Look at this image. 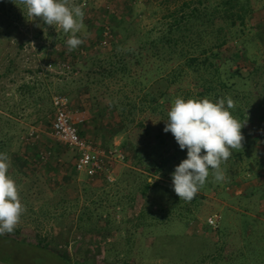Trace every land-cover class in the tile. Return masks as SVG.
Masks as SVG:
<instances>
[{"label": "trees", "instance_id": "trees-1", "mask_svg": "<svg viewBox=\"0 0 264 264\" xmlns=\"http://www.w3.org/2000/svg\"><path fill=\"white\" fill-rule=\"evenodd\" d=\"M13 9V0H0V38L3 33L11 30L12 22L15 20ZM253 15H257V11L251 0H181L172 11L168 12L166 22L161 23L159 30L152 29L138 34L134 48L120 52L116 50L114 44V49L112 48L109 54H104L103 58L96 55L88 60L86 70L82 72L85 79H79L76 91L86 88V91L92 94L91 103L94 105L92 107L94 111L91 109V117H101L103 109H108L109 113L118 116L121 130L116 134L122 135L123 139L120 149L133 160L120 176L122 179L120 181L126 185V188L121 186L118 191L121 193H124V189L127 191L117 198L116 206H120L121 211L127 204L133 206L135 202L141 203L150 193H167L172 187L171 173L175 166L186 158V149L179 148L171 132L163 131L167 113L177 97L208 98L212 101L218 99L226 101L230 98L233 107L229 111L239 122L244 123L241 129L243 136L241 148L231 149L232 154L221 164L227 178L217 182L214 179V172L210 171L206 182L199 189L200 192L215 193L218 188L229 185L236 176L243 173L249 175L255 172L257 177L261 172L264 173V164H260L256 159L250 161L248 156L253 143L258 142L252 133V130L258 127H255L256 123H253L252 119L264 124V106H261L262 103L264 104V66H257V63L250 59L251 53L248 54L254 44L247 41L249 35L247 33L251 31L250 28L248 30V20L253 23L251 20ZM119 23L124 26L127 21L123 18L118 21ZM42 26L46 27L47 24L43 21ZM1 55L0 52V81L15 71L8 55H5L4 59L9 65L2 70ZM248 59L252 63L250 71L240 64L241 60ZM29 75L33 77L34 73L29 72ZM83 79L84 84L81 83ZM117 81L123 82L124 85L117 90L118 99H114L113 92L109 90L112 84H117ZM158 84L162 90L157 93L152 92L153 85ZM31 85L26 83L14 91L20 98L19 101L14 100V93L0 90V98L3 97L0 99V153L8 156L9 175L18 187L23 212L28 211L34 216L36 229L34 232L38 233L41 231L39 228L41 224L37 218L57 220L58 217L69 216L68 211L62 206L71 201L62 198L52 206L46 193L49 188L47 180L54 179L53 171L60 166L59 162L52 160L63 150V145L57 143L51 147L53 154L51 150H46L47 153L33 152L28 157L18 154L22 138L28 136V134L22 136L23 132L17 130L18 124L14 118L17 116L18 102L22 105L27 98L32 97L35 105L49 103L48 99L37 95L34 91L36 88ZM255 98L261 100L257 108L253 105ZM105 99L107 102L104 103ZM52 112V109L48 111L51 116ZM48 117L45 115V119ZM51 123L52 121L49 123L50 126ZM258 129L261 130V127ZM257 135L264 141L262 133L258 132ZM42 155L44 159H41ZM40 164H44V167ZM253 165L256 166V170ZM37 166L42 167L39 169H44V172L40 174ZM44 175L48 176V179L43 178ZM68 175L74 176L75 170H71ZM159 175L167 178L170 183L165 187L159 182L151 183L154 177ZM103 178L104 176L92 182L101 180L104 184H108ZM84 187L82 192L86 204L74 214L77 227L83 236L103 235L105 238L111 232L109 225L113 223L109 220L108 211L104 210L106 213L104 215L102 211L98 212L96 208L90 209V207L101 206L110 196H104V193L96 196L95 192H90L89 186L84 185ZM168 196L170 203L166 208H162V211L168 212L167 214L170 215L168 220H173L174 216L171 214L175 215V207L181 203V200L171 194ZM73 201L75 206L78 205V198ZM195 201L193 199L192 204ZM34 202L39 203L36 209ZM112 206L114 207V204ZM58 210L61 213H57ZM149 215L151 223L143 224L142 218L145 217V213L143 210L140 211L138 222L132 225L133 229L135 231L139 229L138 231L142 233L145 227L158 225L153 214L149 213ZM185 215L187 217L181 219L191 218L189 208L185 211ZM102 220H105L106 225L97 226ZM126 223L130 222L126 221ZM215 226L219 230L216 224ZM119 228L120 226L116 230ZM18 232L19 230H13L10 233ZM10 233H0V239L6 242H19L21 245L26 243L25 240H12ZM39 235V233L36 235V244L29 245L36 251L27 248L32 254L31 257L40 256L34 259L38 260L34 261L35 263L49 264L53 261V264H94L87 260L73 262L61 246L53 245ZM212 237L207 238L197 235L194 231H187L182 235L167 237L162 244L163 251L162 248L160 252L157 251V247L153 250L159 259L165 260L168 256L171 261L182 264H252L259 259L260 254H257L255 247L250 251L247 250L248 253L245 255L242 249L240 251L235 247V244L232 246L223 244V248L221 245L217 247L218 240ZM109 251L106 248V253ZM120 253L127 258L131 252L128 248L118 252ZM192 254L195 255V259L189 261L192 259ZM127 262L124 260L122 264H128Z\"/></svg>", "mask_w": 264, "mask_h": 264}, {"label": "rangeland", "instance_id": "rangeland-1", "mask_svg": "<svg viewBox=\"0 0 264 264\" xmlns=\"http://www.w3.org/2000/svg\"><path fill=\"white\" fill-rule=\"evenodd\" d=\"M67 2L70 7L79 6L84 13L85 28L76 34L84 42L76 49L69 51L66 43L71 33H65L58 25L42 26L44 20L30 15L24 0H13V19L15 20L12 22L11 30L3 33L0 38L2 42L0 52L3 57L1 68L3 70L9 65L4 59V56L8 55L9 60L13 62L12 68L14 66L15 70L0 81V90L14 93V100L19 101L20 98L14 91L21 85L30 83L36 88L34 91L37 95L49 100V103L38 105L33 103L32 97L27 98L22 105L18 102L17 116L13 115V117L16 116L14 119L18 124L17 130L23 132L22 136L32 134L31 137L26 135L22 140L20 139L19 155L28 157L33 152L47 153L46 150L52 151L51 147L57 143L60 144L53 136L49 125L52 116L48 111L52 109L51 98L54 95H63L68 98L69 111L81 138L101 149H120L123 139L122 135L116 134L121 130L118 116L109 113L108 109H103L101 117H91V109L94 106L91 103L92 94L88 93L86 88L76 91L78 81L84 78L82 72L86 70L88 60L96 55L103 58L104 54H109L112 48L114 49V44L116 50L120 52L134 48L138 34L152 29L159 30L161 23L166 22L168 12L172 11L181 0L177 2L176 0H167V2L166 0H67ZM251 2L256 8L257 15L252 16L253 23L248 20V30L250 28L251 31L247 30L249 32L247 41L254 43L251 50L249 48L248 54L251 53L250 59L260 67L264 66V0H251ZM122 17L127 21L124 26L118 24ZM107 30L112 40L104 46L102 45L103 32ZM250 59L240 61L247 71L252 68ZM29 72L34 73V76L31 77ZM84 79L81 82L83 84ZM123 85L124 83L119 81L117 84H112L109 91L113 92L114 99H118L117 90ZM161 90L160 84L153 85L152 92L157 93ZM98 97L100 101V95ZM253 101L254 108L261 104L260 98H255ZM103 102H107V99ZM261 106L264 104L262 103ZM45 115L49 116L48 119H45ZM252 121L256 123L255 127H261V130L258 128L252 130L258 142L253 143V148L248 153L249 160L256 159L260 164H264V141L257 135L258 132L264 135V124L262 125L257 119ZM257 143L258 145H255ZM65 147L62 146L63 150L52 160L60 164L57 170L53 171L54 179L49 180L45 175L43 178L48 179L49 188L46 193L51 205L53 206L62 198L67 199L68 202L71 201L62 206L70 215L58 217L57 220L37 218L41 224L39 225L41 231H37L41 238H45L53 245L61 246L73 262L87 260L94 264H122L126 260L128 264H182V262L171 261L168 256L165 260L159 259L153 248L157 247L156 250L159 252L162 248L163 251L162 244L170 235H182L187 231H194L197 235L207 238L213 236L212 239L218 240L217 247L221 245L223 248V244L229 246L235 244V247L240 251L242 249L245 255L252 247H255L257 254L260 255L258 261L252 264H264V173L261 172L259 177L255 176V172L249 175L243 173L236 176L229 185L218 188L215 193L199 191L194 198L196 200L194 204L181 199V203L175 207V215L171 214L174 219L168 220L170 215L162 211V208H166L170 203L169 194L179 199L173 187L167 193H150L144 201L135 202L133 206L127 204L123 211L120 206H116L117 198L127 193L125 189L124 193L118 191L121 186L126 188V185L121 183L120 176L133 161L124 150H122L125 154L124 162L113 165V182L103 178L106 183L108 182L104 184L101 180L92 182L95 179L91 180L84 172L78 171L75 152ZM61 162L66 165L62 166ZM40 165L44 167V164ZM42 167L37 166L39 173L44 172V169H39ZM253 168L256 170V166L253 165ZM71 170H75L74 176L68 175ZM153 182H159L163 187L170 183L161 175L154 177ZM84 185L89 186L90 192H95L96 196L102 193L104 196H110L101 206L91 205L90 207V209L96 208L98 212L102 211L104 215L106 214L104 210L108 211L109 220L113 223L109 225L111 232L105 238L103 235L83 236L77 227L74 214H77V211L86 204L82 192ZM75 198H78L76 206L73 201ZM38 204L34 202L35 209ZM188 208L192 214L191 218L181 219L187 217L185 211ZM142 210L145 213V217L142 218L143 224L151 223L149 213H152L158 225L145 227L140 233L141 231L139 232V229L135 231L132 225L138 222L137 218ZM57 213L61 212L58 210ZM33 218L34 216H31L28 211L23 212L14 228L19 232L10 233L12 240H25L24 245L0 239V264H37L35 262L38 260L34 259L40 256L35 255L33 258L31 252L27 250L32 248L29 245H35L37 240L38 233L34 232L36 229ZM104 221L98 222L97 226H105ZM118 226L120 228L116 230ZM208 229L211 231L209 232ZM106 248L110 250L108 253ZM128 248L131 253L127 255V258L124 254H118L119 251ZM221 253L223 254V251ZM194 254L189 261L195 259ZM49 264H53V261Z\"/></svg>", "mask_w": 264, "mask_h": 264}, {"label": "clouds", "instance_id": "clouds-1", "mask_svg": "<svg viewBox=\"0 0 264 264\" xmlns=\"http://www.w3.org/2000/svg\"><path fill=\"white\" fill-rule=\"evenodd\" d=\"M24 3L33 17L71 33L66 41L69 51L83 44L76 35L85 28L84 13L79 6L70 7L67 0H24ZM232 107L230 98L212 101L183 97H177L170 106L163 131L171 132L179 148L186 149V158L171 173L173 191L180 200L192 201L210 171L217 182L225 179L221 164L230 157L231 149L241 148L243 139L244 123L231 114ZM23 211L18 187L9 175L8 156L0 153V233L12 232Z\"/></svg>", "mask_w": 264, "mask_h": 264}, {"label": "built area", "instance_id": "built-area-1", "mask_svg": "<svg viewBox=\"0 0 264 264\" xmlns=\"http://www.w3.org/2000/svg\"><path fill=\"white\" fill-rule=\"evenodd\" d=\"M110 39L111 34L108 30L103 32L102 45L109 44ZM51 106L53 110L51 132L60 144L75 152L77 170L84 172L91 180L104 176L108 182H113V165L124 162V152L116 148L101 149L81 138L69 111L66 96L54 95L51 98ZM31 136L29 133L28 137ZM41 159H44L43 155Z\"/></svg>", "mask_w": 264, "mask_h": 264}]
</instances>
